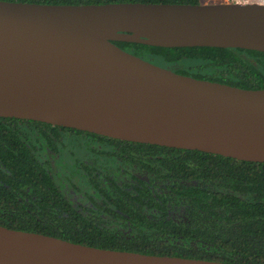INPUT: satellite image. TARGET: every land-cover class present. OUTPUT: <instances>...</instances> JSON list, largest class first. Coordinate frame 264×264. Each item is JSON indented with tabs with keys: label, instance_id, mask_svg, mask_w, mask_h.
<instances>
[{
	"label": "water",
	"instance_id": "water-1",
	"mask_svg": "<svg viewBox=\"0 0 264 264\" xmlns=\"http://www.w3.org/2000/svg\"><path fill=\"white\" fill-rule=\"evenodd\" d=\"M114 42L264 53V5L0 1V117L264 163V89L180 75ZM0 264H227L0 226Z\"/></svg>",
	"mask_w": 264,
	"mask_h": 264
},
{
	"label": "trees",
	"instance_id": "trees-1",
	"mask_svg": "<svg viewBox=\"0 0 264 264\" xmlns=\"http://www.w3.org/2000/svg\"><path fill=\"white\" fill-rule=\"evenodd\" d=\"M43 5L204 0H0ZM180 75L264 89V53L114 42ZM0 226L85 246L264 264V163L0 117Z\"/></svg>",
	"mask_w": 264,
	"mask_h": 264
},
{
	"label": "built area",
	"instance_id": "built-area-1",
	"mask_svg": "<svg viewBox=\"0 0 264 264\" xmlns=\"http://www.w3.org/2000/svg\"><path fill=\"white\" fill-rule=\"evenodd\" d=\"M225 4L264 5V0H223Z\"/></svg>",
	"mask_w": 264,
	"mask_h": 264
},
{
	"label": "rangeland",
	"instance_id": "rangeland-1",
	"mask_svg": "<svg viewBox=\"0 0 264 264\" xmlns=\"http://www.w3.org/2000/svg\"><path fill=\"white\" fill-rule=\"evenodd\" d=\"M205 4H219L224 3L223 0H204Z\"/></svg>",
	"mask_w": 264,
	"mask_h": 264
}]
</instances>
